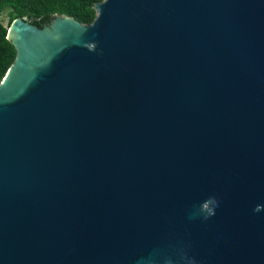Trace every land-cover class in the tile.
I'll return each mask as SVG.
<instances>
[{"label":"water","instance_id":"water-1","mask_svg":"<svg viewBox=\"0 0 264 264\" xmlns=\"http://www.w3.org/2000/svg\"><path fill=\"white\" fill-rule=\"evenodd\" d=\"M9 23L0 264H264V0H101Z\"/></svg>","mask_w":264,"mask_h":264},{"label":"trees","instance_id":"trees-1","mask_svg":"<svg viewBox=\"0 0 264 264\" xmlns=\"http://www.w3.org/2000/svg\"><path fill=\"white\" fill-rule=\"evenodd\" d=\"M101 0H0V13L7 10V24L0 22V81L15 57V49L6 38L9 23L16 17H27L42 27L57 14L71 16L81 23H91L95 17L93 5Z\"/></svg>","mask_w":264,"mask_h":264},{"label":"rangeland","instance_id":"rangeland-1","mask_svg":"<svg viewBox=\"0 0 264 264\" xmlns=\"http://www.w3.org/2000/svg\"><path fill=\"white\" fill-rule=\"evenodd\" d=\"M7 10H3L1 13H0V22L2 24H7V21H8V15H7Z\"/></svg>","mask_w":264,"mask_h":264}]
</instances>
